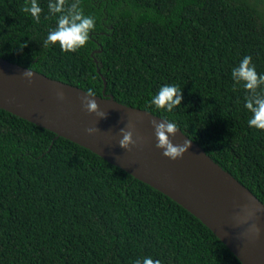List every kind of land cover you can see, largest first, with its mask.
<instances>
[{
    "label": "trees",
    "instance_id": "1",
    "mask_svg": "<svg viewBox=\"0 0 264 264\" xmlns=\"http://www.w3.org/2000/svg\"><path fill=\"white\" fill-rule=\"evenodd\" d=\"M70 3L71 0H66ZM0 0V56L175 122L264 202V130L249 127L230 71L264 72V0H80L85 47L43 40L58 14ZM106 80V85H105ZM164 83L181 106L156 109ZM243 264L170 196L66 137L0 107V264Z\"/></svg>",
    "mask_w": 264,
    "mask_h": 264
},
{
    "label": "water",
    "instance_id": "2",
    "mask_svg": "<svg viewBox=\"0 0 264 264\" xmlns=\"http://www.w3.org/2000/svg\"><path fill=\"white\" fill-rule=\"evenodd\" d=\"M27 69L33 72L31 80L24 75ZM87 92L0 56L1 108L91 149L162 191L211 228L243 264H264V202L178 126L172 143L188 140L189 146L175 160L165 157L151 123L164 117L121 103L105 89L91 97L106 113L98 117L82 107ZM90 127L97 130L89 134ZM121 128L132 131L136 141L127 149L118 144ZM254 224L259 234L249 231Z\"/></svg>",
    "mask_w": 264,
    "mask_h": 264
},
{
    "label": "clouds",
    "instance_id": "3",
    "mask_svg": "<svg viewBox=\"0 0 264 264\" xmlns=\"http://www.w3.org/2000/svg\"><path fill=\"white\" fill-rule=\"evenodd\" d=\"M48 11L51 14H58L55 18V27L50 28L43 40L45 46L57 45L61 51L76 52L85 47L89 40L90 33L95 29V17L85 14L80 6V0H48ZM24 11L30 13L33 19L38 20L41 8L37 0H30V5L25 6ZM24 75L29 80L33 77L30 69L24 71ZM233 87L240 86L244 89V108L250 113L247 119L249 127L264 130V72H258L256 66L252 63L250 55H244L234 65L230 71ZM58 97L63 99V92L57 93ZM96 97L91 91L81 98L82 107L98 117H104L106 113L98 110ZM182 89L171 83L161 84L158 90L151 96L150 103L156 109H163L166 112H172L177 106H181ZM156 138V147L162 150V154L169 159L175 160L180 157L188 148L189 141L186 140L182 145L173 144L170 136L177 132L175 122L161 119L151 121ZM97 129L90 127L86 131L91 134ZM121 138L119 146L127 149L130 144L136 143L133 140L132 131L120 129ZM139 139V138H138ZM249 231L259 234L260 229L257 225H252ZM132 264H161V260L152 256H143L136 258Z\"/></svg>",
    "mask_w": 264,
    "mask_h": 264
}]
</instances>
